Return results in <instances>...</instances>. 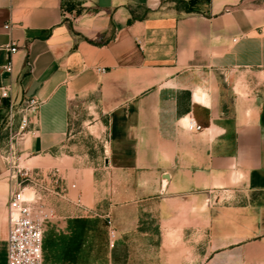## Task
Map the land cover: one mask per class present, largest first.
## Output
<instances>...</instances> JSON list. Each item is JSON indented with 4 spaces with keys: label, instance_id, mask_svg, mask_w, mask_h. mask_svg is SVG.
Returning <instances> with one entry per match:
<instances>
[{
    "label": "crops",
    "instance_id": "0c3cea01",
    "mask_svg": "<svg viewBox=\"0 0 264 264\" xmlns=\"http://www.w3.org/2000/svg\"><path fill=\"white\" fill-rule=\"evenodd\" d=\"M2 86L0 264L4 109L29 97L20 158L86 156L93 130L103 157L44 223L42 264H264V0H0Z\"/></svg>",
    "mask_w": 264,
    "mask_h": 264
},
{
    "label": "built area",
    "instance_id": "2783aa9c",
    "mask_svg": "<svg viewBox=\"0 0 264 264\" xmlns=\"http://www.w3.org/2000/svg\"><path fill=\"white\" fill-rule=\"evenodd\" d=\"M5 28L8 25L4 26ZM11 52L16 47L11 44ZM11 61H7L2 68L11 71ZM98 72H104V68H96ZM0 97H9V88L0 87ZM40 101L35 97L21 100L19 103L8 101L4 109V128L7 133V149L5 160L11 170L13 183L9 190L6 207V218L8 224L6 236V262L5 264H42V240L43 225L54 215L53 207L49 206L31 185L21 184L19 179L20 169L15 161L20 159L17 146L25 134L29 131L31 115L37 110ZM184 127L188 131H198L202 126L192 116H186ZM23 179H27V172H21ZM108 234L110 240L115 236L114 229L110 226ZM110 245L112 242L110 241Z\"/></svg>",
    "mask_w": 264,
    "mask_h": 264
},
{
    "label": "rangeland",
    "instance_id": "374dc122",
    "mask_svg": "<svg viewBox=\"0 0 264 264\" xmlns=\"http://www.w3.org/2000/svg\"><path fill=\"white\" fill-rule=\"evenodd\" d=\"M73 108L74 118L79 120L84 116L85 110L81 107L80 103ZM93 130V129H92ZM79 144L83 145L86 156L76 158H51L50 161L42 157H22L15 161V165L20 169L19 179L23 180L21 184H29L36 189L41 198L53 208L59 207L61 201H65V198H76L80 200L83 193L88 189V181L90 177L96 173H90L91 167H98L103 164V157L100 154V143L98 139V133L96 130L91 133L83 132L80 135ZM100 138V137H99ZM85 151L83 153H85ZM76 169V170H75ZM77 169H80L79 171ZM65 170V172H64ZM27 172V179H23L24 175L21 172ZM65 199V200H64ZM66 202V201H65ZM65 206V205H62ZM64 209V208H63ZM70 207L66 206L64 211L70 212ZM87 213H90L87 211ZM73 218H71L72 220ZM75 220V219H73ZM95 240H99L104 231V225L101 223H95ZM103 230V231H102ZM96 255V256H95ZM45 256V254H44ZM87 260H93L97 258V261L102 257L97 253L84 254ZM64 257H70L65 254ZM93 257V258H92ZM96 257V258H94ZM74 259V257H70Z\"/></svg>",
    "mask_w": 264,
    "mask_h": 264
},
{
    "label": "water",
    "instance_id": "95a60500",
    "mask_svg": "<svg viewBox=\"0 0 264 264\" xmlns=\"http://www.w3.org/2000/svg\"><path fill=\"white\" fill-rule=\"evenodd\" d=\"M167 178H168V175H167V174H164V175L162 176V181L164 182Z\"/></svg>",
    "mask_w": 264,
    "mask_h": 264
}]
</instances>
